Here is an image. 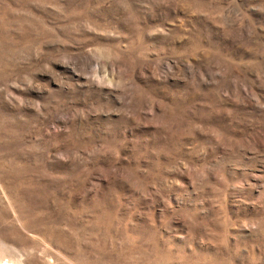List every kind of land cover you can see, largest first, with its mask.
<instances>
[{
  "label": "rangeland",
  "instance_id": "1",
  "mask_svg": "<svg viewBox=\"0 0 264 264\" xmlns=\"http://www.w3.org/2000/svg\"><path fill=\"white\" fill-rule=\"evenodd\" d=\"M264 264V0H0V264Z\"/></svg>",
  "mask_w": 264,
  "mask_h": 264
},
{
  "label": "bare ground",
  "instance_id": "2",
  "mask_svg": "<svg viewBox=\"0 0 264 264\" xmlns=\"http://www.w3.org/2000/svg\"><path fill=\"white\" fill-rule=\"evenodd\" d=\"M4 264H7V263H4Z\"/></svg>",
  "mask_w": 264,
  "mask_h": 264
}]
</instances>
